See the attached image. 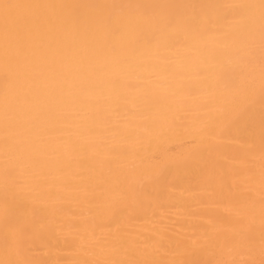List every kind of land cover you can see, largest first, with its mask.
Here are the masks:
<instances>
[{"label": "bare ground", "instance_id": "6f19581e", "mask_svg": "<svg viewBox=\"0 0 264 264\" xmlns=\"http://www.w3.org/2000/svg\"><path fill=\"white\" fill-rule=\"evenodd\" d=\"M0 264H264V0H0Z\"/></svg>", "mask_w": 264, "mask_h": 264}]
</instances>
